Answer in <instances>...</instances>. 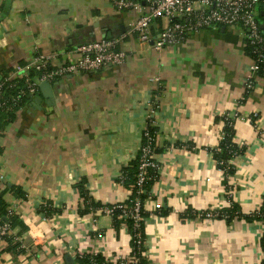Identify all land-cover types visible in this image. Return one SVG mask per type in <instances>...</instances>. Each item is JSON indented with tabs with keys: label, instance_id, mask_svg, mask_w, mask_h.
<instances>
[{
	"label": "crops",
	"instance_id": "crops-1",
	"mask_svg": "<svg viewBox=\"0 0 264 264\" xmlns=\"http://www.w3.org/2000/svg\"><path fill=\"white\" fill-rule=\"evenodd\" d=\"M138 17L112 0H0V83L35 55L68 61L101 39L123 40L127 52L123 65L59 79L51 101L39 87L40 103L27 102L9 122L0 116V196L21 223L10 245L0 241V264H80L79 249L115 264L128 254L123 226L117 231L100 211L80 213L81 189L101 205L127 201L130 189L119 178L139 151L149 115L163 152L145 201L148 264H263L262 222L199 216L230 209L229 192L246 215L264 201V77L245 98L252 59L244 31L208 29L159 51L131 34ZM164 25H153V39ZM226 115L238 116L242 149L231 176L208 151L219 145ZM155 203L164 207L161 216Z\"/></svg>",
	"mask_w": 264,
	"mask_h": 264
},
{
	"label": "built area",
	"instance_id": "built-area-1",
	"mask_svg": "<svg viewBox=\"0 0 264 264\" xmlns=\"http://www.w3.org/2000/svg\"><path fill=\"white\" fill-rule=\"evenodd\" d=\"M144 6L134 0H112L114 7L119 11L134 9L139 17L130 25L131 34L135 35L139 42L152 43L156 50L166 47H177L185 43L189 38L201 34L204 30L219 28L237 29L244 31L246 37V49H251L249 56L252 64L245 80V98L249 96L256 86V78L259 76L261 66L264 64V0H143ZM158 20H165L166 25L162 27L158 38L153 39L152 27ZM123 40L101 39L80 46L75 55L68 61L59 62L53 55H35L26 64L16 65L12 77L6 78L0 83V110L5 112H17L20 110L22 99L26 96L34 97L38 94L39 87L44 82L53 83L68 76H79L104 70L110 67L123 65L127 60V52L120 48ZM245 98L241 100L244 102ZM153 113V112H152ZM258 116L255 115L256 120ZM224 127L234 128L238 116L223 117ZM154 129V131H152ZM226 134H221L220 142ZM159 129L153 115L147 117V126L143 132L139 151L134 157V162L139 156V172L135 184L131 186L130 194L126 202L135 193V200L131 207L126 202L113 206H105L97 211L108 214L112 218L116 210H121L120 220L126 221L122 226L127 230L130 238L128 254L121 255L115 260V264H142L146 260V235H145V202L142 197L148 195L146 186L153 181L150 170L161 175L162 165L155 152ZM145 142V144L143 143ZM219 142V143H220ZM189 149L195 150V148ZM211 156L220 152L219 145L208 148ZM233 155L236 156L237 153ZM131 162V163H132ZM130 163V164H131ZM218 163V162H217ZM235 166V160L231 162ZM129 164V165H130ZM128 165V166H129ZM219 165V163H218ZM222 166H226L221 162ZM127 166V167H128ZM236 167V166H235ZM222 171V170H221ZM228 171H222L224 174ZM128 181L126 173L122 172L119 183L126 187ZM127 188V187H126ZM233 193L229 192L228 200L231 208L235 203ZM82 201V206H84ZM249 216H261V208ZM164 207L155 203L154 211L161 216ZM95 211V213L97 212ZM94 213V211H93ZM202 219L214 220L220 216L228 219L229 215L220 211L202 212ZM17 217L13 209L7 208L6 215L0 210V241L12 239L13 228L11 219ZM188 219V218H186ZM127 221L132 223L130 233ZM96 222V219H94ZM264 225V223L262 222ZM102 239L101 233L97 234ZM77 259H87L89 264H111L99 254V252H88L79 249L75 253Z\"/></svg>",
	"mask_w": 264,
	"mask_h": 264
},
{
	"label": "trees",
	"instance_id": "trees-1",
	"mask_svg": "<svg viewBox=\"0 0 264 264\" xmlns=\"http://www.w3.org/2000/svg\"><path fill=\"white\" fill-rule=\"evenodd\" d=\"M261 19L264 22V17H261ZM250 51H251V49H247V54H249ZM259 75L264 77V64H262V66H261V71H260ZM29 101H32L31 97H29V96L24 97L22 99V102H21V107H23L24 104H26ZM0 116L1 117L3 116V118H5L7 120V122H9L12 119H14L15 112H5V111L0 110ZM223 121H225V120L223 119ZM152 131H154V129ZM223 132L226 134V136H225L224 140L219 143L220 152L219 153L215 152L214 158L219 163V165H218L219 169L222 171H225L228 169V171L225 173V175L231 176L232 174L235 173V170H236V167L231 163L236 158V156L233 154L237 153V156L241 155L242 149H240V147L235 143L236 132H235L234 128L224 127ZM143 143L145 144V142H143ZM190 148H193V145H190ZM155 152H156V154H159L163 151L156 148ZM222 161L225 163L226 166L221 165ZM139 167H140V163H139V156H138L134 162H132L128 167H126L124 169V172L126 173L127 178H128V181L125 184L128 189H131V186H133L135 184V180H136L137 174L139 172ZM150 174H151V176H153L154 180H157L158 175L156 172L150 170ZM154 180L149 182L148 185L146 186L149 193L152 191L153 186L155 184ZM81 194H82V198L84 199V203H85V205H84L85 209H82V208L80 209L81 210L80 213L82 215L86 214V213H92L93 211L95 212V211L100 210L104 207V205H101L99 203H95L91 199V197L89 196L88 191L81 189ZM135 198L136 197H135V193H134L131 196L130 200L125 203V205L131 207ZM147 198H148V195H145L144 197H142V200L145 202L147 200ZM7 208L8 207L4 203L3 196H0V210H1L2 215H6ZM47 212L50 214L51 210H47ZM220 212L222 214L226 213L229 215V218L226 219L228 221H232L234 219H246L247 221H250V222L259 221V222L264 223V201H263V206L261 208V216H249V215L244 214L241 211L240 207L236 203L233 204L232 208L227 209V210H222ZM120 216H121V210L118 209V210H116L114 217H113L114 226H115V229L117 231H119L120 228L122 227V225L124 223H126V221H122L119 219ZM187 218L190 219L193 217L189 216ZM220 218L225 219L221 216L218 219H220ZM11 223H12L13 230L17 226L21 225V223H19V221H18V217L12 218ZM127 224L129 225L130 233L133 234V231L131 230L132 223L130 221H127ZM12 240H13V238L7 239V242L9 243V245L12 243ZM262 247H263L262 249H263V253H264V238L262 241ZM77 260L80 264H89L87 259H77ZM142 264H148L147 260L143 261ZM263 264H264V260H263Z\"/></svg>",
	"mask_w": 264,
	"mask_h": 264
},
{
	"label": "water",
	"instance_id": "water-1",
	"mask_svg": "<svg viewBox=\"0 0 264 264\" xmlns=\"http://www.w3.org/2000/svg\"><path fill=\"white\" fill-rule=\"evenodd\" d=\"M264 28V26H262ZM40 89L45 90L48 92V94L45 95L46 99L53 100V94H52V84L49 82H44L40 85ZM50 93V94H49ZM36 101L40 103V98L38 96L32 97V101ZM71 262L74 263V260L71 258Z\"/></svg>",
	"mask_w": 264,
	"mask_h": 264
}]
</instances>
